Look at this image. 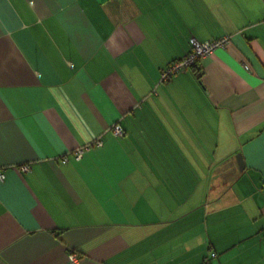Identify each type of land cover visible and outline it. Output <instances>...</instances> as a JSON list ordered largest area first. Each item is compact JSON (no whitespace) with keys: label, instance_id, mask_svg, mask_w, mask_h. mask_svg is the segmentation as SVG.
I'll return each instance as SVG.
<instances>
[{"label":"crops","instance_id":"1","mask_svg":"<svg viewBox=\"0 0 264 264\" xmlns=\"http://www.w3.org/2000/svg\"><path fill=\"white\" fill-rule=\"evenodd\" d=\"M0 172V264H264V0H0Z\"/></svg>","mask_w":264,"mask_h":264},{"label":"built area","instance_id":"2","mask_svg":"<svg viewBox=\"0 0 264 264\" xmlns=\"http://www.w3.org/2000/svg\"><path fill=\"white\" fill-rule=\"evenodd\" d=\"M227 41H228V37H224L221 39H216V40L206 41V42L201 43L192 38L190 40L189 52L183 58L175 60L171 62L170 64H168L166 67H164L160 71L159 81L166 82L171 77H173L175 74L184 72L190 69L197 63V61L200 58L213 52L215 49L224 46ZM111 132L115 136H121L123 134L122 128L118 124L112 125ZM95 145L100 146L101 142L96 141ZM88 149H89L88 146H84V147L77 149L73 153V159L79 160ZM63 161L64 162L67 161V157H63ZM21 170L28 171V166H22ZM4 178H5L4 174L0 172V181H3ZM214 256H215V253L210 254V257H214ZM68 258L71 261L74 260L73 253H70ZM208 262L209 260L208 258H206L202 264H208Z\"/></svg>","mask_w":264,"mask_h":264},{"label":"water","instance_id":"3","mask_svg":"<svg viewBox=\"0 0 264 264\" xmlns=\"http://www.w3.org/2000/svg\"><path fill=\"white\" fill-rule=\"evenodd\" d=\"M236 161H237V165L240 171H242L244 169V163H243V159L241 157V154H237L236 155Z\"/></svg>","mask_w":264,"mask_h":264},{"label":"trees","instance_id":"4","mask_svg":"<svg viewBox=\"0 0 264 264\" xmlns=\"http://www.w3.org/2000/svg\"><path fill=\"white\" fill-rule=\"evenodd\" d=\"M197 77H200V74H197ZM206 259V258H205Z\"/></svg>","mask_w":264,"mask_h":264}]
</instances>
